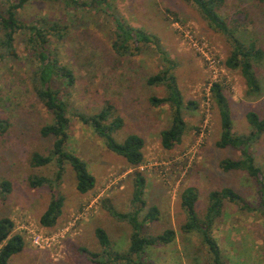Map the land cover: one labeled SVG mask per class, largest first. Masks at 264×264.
<instances>
[{
	"label": "rangeland",
	"instance_id": "1",
	"mask_svg": "<svg viewBox=\"0 0 264 264\" xmlns=\"http://www.w3.org/2000/svg\"><path fill=\"white\" fill-rule=\"evenodd\" d=\"M112 8L130 24L141 27L159 38L172 62L185 100L197 101V109H185L188 129L180 143L166 149L161 131L172 121L167 104L155 106L152 96H165L164 85L148 84L147 79L162 71L169 63L154 43L143 46L134 55H119L113 49L115 36L113 18L101 11L70 12L62 3L34 0L19 10L18 18L26 23L46 16L65 28L63 38L52 36L60 63L74 72L75 82L67 87L61 80L53 85L61 89L69 103L71 124L67 142L69 150L88 164L96 177V185L83 194L77 189L76 172L65 164L55 192L50 185L32 186L34 176L55 178L54 162L34 166L32 155L49 154L54 136H44L41 129L53 120L52 113L37 95L33 73L37 67L22 29L15 35L17 56L0 49V117L8 127L0 132V181L9 180L12 190L6 198L0 193V218L14 221V232L25 239V246L13 254L9 264H102L87 256L82 248L101 253L103 247L96 229L103 227L114 250L126 251L131 242L132 226L114 218L108 205L120 211L132 208L134 172L146 177L145 198L148 209L157 206L159 217L148 222L145 233L155 236L168 228L176 231L169 244L150 246L146 258L153 264H210L211 254L198 232L186 233L182 226L187 213L181 194L188 186L198 191L197 210L203 216L212 190L231 187L249 204L260 203L258 180L242 170H224V159H238L239 150L217 146L221 136V118L212 98L210 84L223 83L232 110L233 131H251L247 113L257 111L264 116V60L257 66L263 85L260 96L247 95V85L239 70L228 68L226 60L232 46L226 36L211 28L197 7L186 0H108ZM6 1L0 0V12ZM243 10L248 15L242 28L247 41L264 49V1L227 0L221 10L229 22L231 16ZM107 101L112 102L124 118L123 128L116 131L118 141L131 133L145 138V160L134 168L121 155L109 150L104 140L78 117L79 113L99 112ZM252 150L256 163L264 172V133ZM55 194L65 197L61 216L52 227L43 226L41 215ZM51 240L38 245L34 237ZM214 236L228 264H264V216L260 210L241 209L224 200L223 213L217 219ZM120 264V263H116Z\"/></svg>",
	"mask_w": 264,
	"mask_h": 264
},
{
	"label": "trees",
	"instance_id": "2",
	"mask_svg": "<svg viewBox=\"0 0 264 264\" xmlns=\"http://www.w3.org/2000/svg\"><path fill=\"white\" fill-rule=\"evenodd\" d=\"M6 8L0 12V49L5 50L9 56H17L15 47V35L22 29L27 37L32 55L35 56L37 67L33 73V82L38 97L47 109L52 113L51 123L44 125L41 133L44 136H54L55 141L52 151L43 155L34 152L32 164L34 166H45L54 162L57 167L55 178L46 176H34L30 179L31 185H50L55 192V183H60L65 172V164L72 165L76 172L77 189L81 193H87L96 185V177L90 171L88 164L67 147L70 137L69 128L71 118L69 116V103L62 95L61 89L53 85L54 80H61L67 87L75 82L73 70L65 64L60 63L56 49L52 47V36L63 38L65 28L60 22L49 20L46 16L36 21L26 23L18 18L19 10L34 0H5ZM62 3L70 12L75 10H87L91 12H108L112 8L108 0H46ZM194 4L200 11L209 26L223 33L231 43L232 49L226 60L228 68L239 70L247 85V95L251 97L260 96L263 93V85L257 72V66L264 60V49L254 41H247L242 35V28H246L245 22L248 15L243 10H237L232 16V22L221 13L227 0H186ZM264 1V0H261ZM115 22L113 49L121 56L134 55L141 52L143 46L154 43L160 49L164 60L169 63L159 73L151 75L147 82L151 85H164L167 89L165 96H152L151 103L155 106L167 104L171 109V124L161 131V142L164 148L172 149L180 143L188 129L185 119V109H197L199 104L194 100H185L174 72L176 63L172 62L167 52L162 48L157 36L148 33L141 27L130 24L115 11L107 13ZM213 100L218 106L221 118V136L217 146L221 148L232 147L240 151L238 159L227 158L221 162L224 170H242L256 178L261 185L259 190L260 203L253 207L245 198L231 187L212 190L209 193V205L203 216L197 210L198 191L188 186L181 194L182 206L187 213V221L182 229L186 233L198 232L204 245L211 254L210 264H228L224 260L222 249L214 236V228L217 219L223 213L224 200L238 203L241 209H257L264 216V172L256 163V157L252 150L253 144L258 141L264 133V116L257 111L251 110L247 113L251 131L246 134H237L233 131V118L230 100L225 93L223 83L216 81L210 87ZM79 119L93 128V130L104 140L107 148L118 155L123 156L130 166L138 168L145 160L144 147L145 138L138 133H131L122 141L115 137L116 131L123 128L125 121L119 114L117 107L107 101L104 107L97 113H79ZM8 127L7 119L0 117V132ZM134 190L132 195V209L120 211L114 205H108L109 213L120 221H127L132 226L131 242L126 251L114 250L107 231L103 227L96 229V235L103 247L101 253L91 251L85 247L82 251L90 258L102 264H153L146 258V252L150 246L169 244L176 238V231L168 228L155 236H149L144 229L148 222L157 220L159 209L150 206L148 209L145 189L147 179L137 170L134 172ZM12 190L9 180L0 181V193L6 198ZM53 192L48 208L41 215L40 222L43 226H54L61 216L65 204L62 194ZM14 221L4 216L0 218V264H9L10 257L20 251L26 244L24 237L14 232Z\"/></svg>",
	"mask_w": 264,
	"mask_h": 264
},
{
	"label": "built area",
	"instance_id": "3",
	"mask_svg": "<svg viewBox=\"0 0 264 264\" xmlns=\"http://www.w3.org/2000/svg\"><path fill=\"white\" fill-rule=\"evenodd\" d=\"M214 82H216V81H214ZM214 82H212V83H214ZM212 83L210 84V87H211ZM210 87H209V89H210ZM210 92H211V91H210ZM50 241H51V240H49V239H46V240L41 239L40 236H39V237H38V236L34 237V242H35L36 244H38V245H48V244L50 243Z\"/></svg>",
	"mask_w": 264,
	"mask_h": 264
},
{
	"label": "crops",
	"instance_id": "4",
	"mask_svg": "<svg viewBox=\"0 0 264 264\" xmlns=\"http://www.w3.org/2000/svg\"><path fill=\"white\" fill-rule=\"evenodd\" d=\"M89 192V191H88ZM83 194H85V193H83Z\"/></svg>",
	"mask_w": 264,
	"mask_h": 264
}]
</instances>
